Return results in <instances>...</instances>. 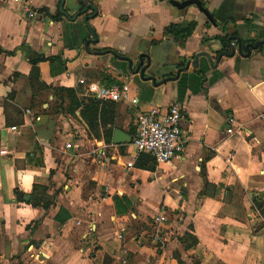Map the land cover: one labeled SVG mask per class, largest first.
<instances>
[{
  "label": "crops",
  "instance_id": "obj_1",
  "mask_svg": "<svg viewBox=\"0 0 264 264\" xmlns=\"http://www.w3.org/2000/svg\"><path fill=\"white\" fill-rule=\"evenodd\" d=\"M26 4L0 0V264H264V0ZM174 102L185 146L155 163L136 117Z\"/></svg>",
  "mask_w": 264,
  "mask_h": 264
},
{
  "label": "built area",
  "instance_id": "obj_2",
  "mask_svg": "<svg viewBox=\"0 0 264 264\" xmlns=\"http://www.w3.org/2000/svg\"><path fill=\"white\" fill-rule=\"evenodd\" d=\"M20 4V10L24 13L35 15L28 8L26 0H13ZM233 45V42H230ZM96 98L100 102H118L129 99L130 87L128 84H108L98 86L95 89ZM182 108L177 102L171 103L162 110L157 106H151L138 113L135 121V132L131 143L136 153H144L153 158L155 163H163L180 155L185 142L182 137ZM14 130L15 127H11ZM232 126L227 133H232ZM69 147V144H66ZM154 222L165 220L164 212L154 216Z\"/></svg>",
  "mask_w": 264,
  "mask_h": 264
},
{
  "label": "trees",
  "instance_id": "obj_3",
  "mask_svg": "<svg viewBox=\"0 0 264 264\" xmlns=\"http://www.w3.org/2000/svg\"><path fill=\"white\" fill-rule=\"evenodd\" d=\"M61 16H62L61 12H58L55 15H50V18L52 20H59ZM194 26H195L194 21L188 23L170 24L164 28L163 33L165 35L172 36L174 41L181 45L184 42V40L192 34ZM221 40L225 42L224 38H221ZM28 60L32 66V70H35L37 68V64L41 61H44L45 58L41 55H36L32 52H28ZM151 159L153 160V158ZM33 204L36 205L34 201ZM259 207L260 205L258 206V208Z\"/></svg>",
  "mask_w": 264,
  "mask_h": 264
},
{
  "label": "water",
  "instance_id": "obj_4",
  "mask_svg": "<svg viewBox=\"0 0 264 264\" xmlns=\"http://www.w3.org/2000/svg\"><path fill=\"white\" fill-rule=\"evenodd\" d=\"M140 73H141V71H140ZM129 140H130V136H128L127 134H125L121 130L115 129L113 131V135H112V143L113 144L125 143V142H128Z\"/></svg>",
  "mask_w": 264,
  "mask_h": 264
}]
</instances>
